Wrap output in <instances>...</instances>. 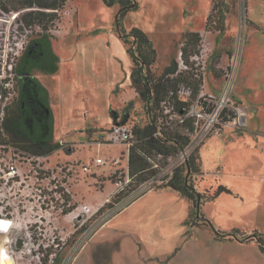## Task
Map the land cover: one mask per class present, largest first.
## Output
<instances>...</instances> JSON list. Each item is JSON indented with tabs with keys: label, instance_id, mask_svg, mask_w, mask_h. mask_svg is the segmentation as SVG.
<instances>
[{
	"label": "rangeland",
	"instance_id": "obj_1",
	"mask_svg": "<svg viewBox=\"0 0 264 264\" xmlns=\"http://www.w3.org/2000/svg\"><path fill=\"white\" fill-rule=\"evenodd\" d=\"M137 1L139 7L124 16L122 28L129 32L137 26L146 32L156 53L151 65L156 75L176 60L185 31L206 30L212 51L205 68H195L204 90L218 94L224 68L237 49L230 97L245 108V124L216 125L208 134L216 137L204 147L202 168L209 174L193 180L200 192L211 194L219 185L230 192L198 209L172 189L149 191L147 186L124 200L118 197L114 181L125 176L128 146L103 143L102 134L118 122L143 126L150 120L145 102L131 86L134 63L126 51L136 45L131 37L126 42L116 36V5L68 0L56 25L59 31L50 32L59 68L51 74L32 70L31 75L50 90L58 123L53 140L70 142L65 146L72 151L59 149L37 160L15 147H0V217L13 222L8 232H0V249L14 264H43L48 247L49 264H264L257 242L264 237V0H245L244 26L243 0ZM23 34L18 39L26 45L31 33ZM6 43L15 49L11 39ZM108 46L115 58L108 55ZM194 73V68L188 71ZM98 156L108 163L96 168ZM85 165L89 171H83ZM82 204L100 208L97 225L88 232L82 224L92 218L80 213ZM159 205L166 207L163 213L156 210ZM67 208L71 210L65 212ZM200 215L221 232L238 229L243 235L218 239ZM253 232L258 234L248 238ZM243 237L247 239L241 241Z\"/></svg>",
	"mask_w": 264,
	"mask_h": 264
},
{
	"label": "trees",
	"instance_id": "obj_2",
	"mask_svg": "<svg viewBox=\"0 0 264 264\" xmlns=\"http://www.w3.org/2000/svg\"><path fill=\"white\" fill-rule=\"evenodd\" d=\"M67 2L68 0H0V37L5 36V31H8L12 40L22 37L26 31L31 33L15 67L17 96L7 106L3 122L0 123V145L4 151L15 147L26 155L45 156L59 149L67 154L72 151L70 147L65 146L70 142L53 140L54 116L48 91L36 76L31 75L32 70L44 74L55 73L58 70V56L52 49V36L49 30L60 21ZM103 2L109 6H117L113 15V25L119 38L127 42L131 37L132 43L136 45L135 49L131 47L127 49L134 63L131 86L145 102L150 115V120L145 125L133 126L134 138L127 152L130 181L118 197L146 183L149 189H172L180 192L194 209H198L204 201L213 199L219 193L230 192L223 185H219L211 194L200 192L196 188L193 180L204 173L200 155V147L204 140L196 144L185 160L173 167L171 172L165 170L168 158L175 157L190 143L191 138L184 129L189 127V130H192L193 126L192 119H187L181 124L169 119V114L164 112L160 103L180 82L193 83L195 96L199 81L189 75L188 71L176 73L178 68L176 60L164 68L160 75L154 74L151 65L155 61L156 53L147 34L137 27H132L129 32L122 28L124 16L139 7L138 1L103 0ZM213 9L214 6L211 10ZM210 17L211 13L206 18V26ZM199 40V32L185 34L181 50L187 64L190 63L189 56L196 50ZM3 45V42L0 43V49H3ZM155 159L163 163L159 164ZM70 210L71 208H67L64 211ZM200 217L218 239H226L225 237L233 239L241 234L238 229L221 232L208 219L202 215ZM256 234L258 233L253 232L248 238ZM246 239L243 237L241 241ZM257 242L259 250L264 254V237H259ZM50 253L51 248H46V253L41 258L43 264H49Z\"/></svg>",
	"mask_w": 264,
	"mask_h": 264
},
{
	"label": "built area",
	"instance_id": "obj_3",
	"mask_svg": "<svg viewBox=\"0 0 264 264\" xmlns=\"http://www.w3.org/2000/svg\"><path fill=\"white\" fill-rule=\"evenodd\" d=\"M242 4L243 11L241 12L242 16L240 17V25L243 24L244 26L247 21L245 0H243ZM58 31L59 30H56V26L49 30V32L52 33ZM207 32L208 31L205 30L204 33H199L200 40L198 42L196 50L189 56V64H187L182 57L181 46L176 58L178 66L176 73L179 71H189L190 69L194 68V75L199 81V88L196 95L194 96L193 84L180 82L176 86V88L174 90H171L167 97L160 103L164 112L169 114V119H174L180 124L184 123L187 119H192L193 126L192 130H189V127H186L184 129V131L190 136L191 141L187 146H185L183 150H180L175 155V157L168 158V163L165 166V170L167 172H171L173 167L184 161L185 158L189 155L192 148L199 142L203 141L208 136V134L214 128H216V125L228 124L238 127L243 123L245 124V108L241 105H237L233 100H231L230 97L233 86V79L235 77L236 68L238 66L236 64L237 49L235 50L231 58V62L224 68L223 83L222 87L219 90V93L215 94L214 92L204 90L203 88L204 84L202 83L201 73L199 69L195 68V64L201 65V68L204 69L209 54L212 51V45L207 41V36L205 35ZM4 35V37H0V43L3 42L4 44L3 49H0V123L3 122L7 106L10 105L12 100L17 96V73L13 65L15 64L14 59L16 58V55H19V53H21L25 43L24 40L20 41L19 39H11L15 45V49L12 48V50H9V44L6 43V39H10L8 31H5ZM236 46H238V42ZM175 106H177V108ZM102 138L103 143L109 142L115 144H126L127 146H129L134 138L133 125H131L129 122L115 123L103 132ZM1 146L2 145H0V147ZM126 152H128V149ZM26 156L31 157V159L38 160L42 159L45 155ZM113 161L114 163H117L118 158L114 159ZM107 163V159L102 158L101 156L94 158V166L96 168ZM82 169L84 172L89 171V167L87 165L82 166ZM129 181L130 179L127 169L125 171L124 178H118L114 181V186L116 187V191L118 194L126 188ZM147 186L148 185L146 183H143L139 186V188L143 189ZM129 193L123 195L120 198L123 200L125 199V197L128 198ZM120 205L121 203L118 205V208ZM109 206L113 208V206ZM78 209L80 210V213H84L87 216L86 219L92 218L90 222L88 221V223H86L87 225L82 224V226L86 225V227H84V230L85 232H88L97 225V214L100 208L92 209L89 205L82 204ZM109 210H111V208ZM109 210L107 209L106 212H108ZM3 254H5V252H3Z\"/></svg>",
	"mask_w": 264,
	"mask_h": 264
},
{
	"label": "crops",
	"instance_id": "obj_4",
	"mask_svg": "<svg viewBox=\"0 0 264 264\" xmlns=\"http://www.w3.org/2000/svg\"><path fill=\"white\" fill-rule=\"evenodd\" d=\"M139 4V3H138ZM210 9H211V7H208V9H207V12H206V15H205V19L207 18V16H208V14H209V11H210ZM182 16V15H181ZM113 27H114V25H113ZM132 27H137V26H132ZM132 27H130V29L132 28ZM123 28H124V26H123ZM137 28H139V29H141L140 27H137ZM115 29V28H114ZM124 29H126V28H124ZM143 32H145L143 29H141ZM116 31V30H115ZM128 31V30H127ZM196 31V29L194 30V29H190V30H188V31H185L186 33L187 32H195ZM116 33V32H115ZM146 33V32H145ZM116 36L118 37V35L116 34ZM119 38V37H118ZM120 39V38H119ZM121 40V39H120ZM107 50H108V55L110 56V57H112V58H115L114 56H116L115 54H114V52H113V49L111 48V47H107ZM54 51V50H53ZM127 52V51H126ZM126 56L128 57V60H129V62H131V60H130V55H129V53L127 52V54H126ZM59 68V67H58ZM40 82L46 87V89H47V86L40 80ZM47 91H48V94L50 93V90H48L47 89ZM49 96H50V94H49ZM54 118H55V114H54ZM54 127L55 128H58V123H57V120H56V118H55V125H54ZM90 128H87V131L89 130ZM94 132V131H93ZM81 133H83V132H81ZM56 135V134H55ZM210 137H216V135H213V136H210ZM210 137H208L207 139H205V141H204V143L201 145V147H200V155H201V160H202V166H203V163H204V147H205V142L210 138ZM126 154H127V152H126ZM203 169V168H202ZM204 171V174H206V173H208L209 174V171H207V172H205V170H203ZM151 190H154V189H150L149 191H151ZM159 190H169V189H159ZM172 191H174V190H172ZM187 200V199H186ZM188 201V200H187ZM189 202V201H188ZM166 207H164L163 205H159V206H157L156 207V210L157 211H160L161 213H163V211H164V209H165ZM115 219V217H112V219H110V223L109 224H111L112 222H113V220ZM108 224V225H109Z\"/></svg>",
	"mask_w": 264,
	"mask_h": 264
},
{
	"label": "bare ground",
	"instance_id": "obj_5",
	"mask_svg": "<svg viewBox=\"0 0 264 264\" xmlns=\"http://www.w3.org/2000/svg\"><path fill=\"white\" fill-rule=\"evenodd\" d=\"M12 220L0 217V232H8L12 226ZM0 264H14L12 258L8 254H3L0 249Z\"/></svg>",
	"mask_w": 264,
	"mask_h": 264
}]
</instances>
